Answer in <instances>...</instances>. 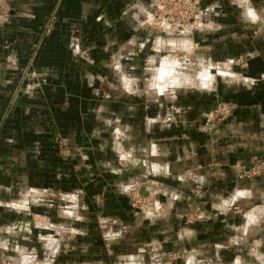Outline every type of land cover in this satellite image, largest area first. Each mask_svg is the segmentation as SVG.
<instances>
[{"label":"crops","instance_id":"crops-1","mask_svg":"<svg viewBox=\"0 0 264 264\" xmlns=\"http://www.w3.org/2000/svg\"><path fill=\"white\" fill-rule=\"evenodd\" d=\"M5 1L0 264L52 253L39 246L52 237L38 226L53 217L48 198L87 180L103 198L100 228L119 222L116 187L135 173L143 194H158L161 264H264V171L238 178L264 159V0H200L174 35L150 29L157 0ZM219 101L234 110L213 124ZM58 136L91 150L89 179L76 152L59 157ZM117 153L138 168L121 175ZM184 210L205 214L185 225Z\"/></svg>","mask_w":264,"mask_h":264},{"label":"rangeland","instance_id":"rangeland-1","mask_svg":"<svg viewBox=\"0 0 264 264\" xmlns=\"http://www.w3.org/2000/svg\"><path fill=\"white\" fill-rule=\"evenodd\" d=\"M195 1L196 2L192 5L194 7L192 10L194 13L189 14L190 10H187L186 6L184 7L183 4L177 1L157 0L152 10V18L150 20L152 26H150V29L157 33L164 32V30L153 25L156 16H159L164 23L175 24L176 21H182L180 15L182 11H188L190 19L184 21L187 22L184 23V25H187L193 21L197 13V8L200 5V0ZM158 6H164V8L158 10ZM6 12H8L7 8L4 14ZM180 30L181 28H178L177 30L165 32L174 35ZM184 72L189 73L188 71ZM137 84H141L140 79L137 80ZM54 142L59 151V157L63 160L70 159L75 152L80 156L78 160L80 165L77 169L81 168L80 173L82 174L85 172L89 179L90 172H92V168L89 164L92 153L91 150L83 151L84 149L82 147L73 146L61 136H58ZM117 156L116 164L120 168L121 175L122 173H124L123 175H129L131 169L138 168L137 166L131 165L130 160L122 158L120 154L117 153ZM259 161H264V159L254 157L251 165ZM134 176H137V179H134L132 184L116 187L115 193L125 198L127 201L126 205L122 203V208H119L121 215L116 216L118 220V217H121V219L119 222L115 220L117 223L106 222V224H102V228H100V224L96 221V216L100 213V209L104 208L102 204L103 198L99 194V190L94 188L89 180L86 181L85 188L83 187L79 191H75V193L64 195V197H60L56 194L52 196L53 198L49 197L48 199H51V203L53 204H51L52 208L48 210V213H51L53 217H48V220L38 223V226L39 231L47 227V229H49L48 233H51L52 237L47 238L48 242H46L47 239H45V237H40L39 246L47 245V243L50 245L52 243L53 252L51 253L49 248L46 251L45 246H41L37 254L32 257L34 259L33 263L161 264L162 259L160 254L156 249L152 250L154 245L157 244V238L150 233L157 232L154 227L157 225L158 208L154 203V199L157 198L158 194L155 193V190V192L153 191V195L151 194L150 196V193H148L147 196H144L142 194L143 192L140 193L142 189L140 184L144 183V178H142L139 173H135ZM252 178L239 179L247 180ZM38 199L41 201L46 199V197H38ZM195 212L196 213L184 210L180 216L182 223L191 225L194 221H198L196 219H200L196 218L197 214L201 217L205 214L204 211ZM147 237H150V240ZM141 249H151V251L146 254H139L137 251ZM22 258H25L24 254ZM27 260H23L22 264H29V262H26ZM174 261L172 256L170 258V264H175ZM10 264H13V262Z\"/></svg>","mask_w":264,"mask_h":264},{"label":"built area","instance_id":"built-area-1","mask_svg":"<svg viewBox=\"0 0 264 264\" xmlns=\"http://www.w3.org/2000/svg\"><path fill=\"white\" fill-rule=\"evenodd\" d=\"M172 2L177 1L178 3L183 4V6L187 7V10H190L189 14L194 13V11H192L194 9V7L192 6L196 1L195 0H171ZM7 5H6V1L5 0H0V12L4 13L6 11ZM164 6H158V10L163 9ZM188 14V11H182V13H180L181 17H182V21H176L175 24L172 23H164V21H162V19L159 16H156V20L154 19V26L159 27L161 30L164 31H170V30H177L178 28L180 29L182 27V25H184V21H188L190 19ZM51 21H49V23L46 25L45 27V32L49 33L51 30ZM152 24V23H151ZM150 24V26H152ZM234 110V105L229 103V102H224V101H220L218 102L215 107L210 111L209 113V120L211 123L213 124H217L219 122L225 121L226 119H228V117H230V115L232 114ZM264 171V161H259L253 165H250L248 168H243L242 170H240L239 172V178L243 179V178H252V177H256L257 175L261 174Z\"/></svg>","mask_w":264,"mask_h":264},{"label":"water","instance_id":"water-1","mask_svg":"<svg viewBox=\"0 0 264 264\" xmlns=\"http://www.w3.org/2000/svg\"><path fill=\"white\" fill-rule=\"evenodd\" d=\"M141 192H143V188L141 189L140 193H141ZM142 194H143V193H142ZM143 195H144V196H147L148 193L146 192V193H144Z\"/></svg>","mask_w":264,"mask_h":264}]
</instances>
